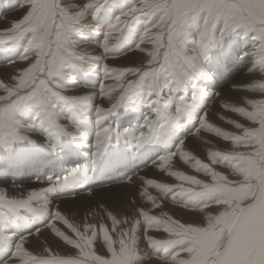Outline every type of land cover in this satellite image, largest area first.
Returning a JSON list of instances; mask_svg holds the SVG:
<instances>
[{
	"label": "snow or ice",
	"instance_id": "1",
	"mask_svg": "<svg viewBox=\"0 0 264 264\" xmlns=\"http://www.w3.org/2000/svg\"><path fill=\"white\" fill-rule=\"evenodd\" d=\"M26 4L29 8L26 15L14 22L8 33H0V36L9 35L14 44L26 41L22 61L30 58V50L35 52L34 62L13 77L15 86L0 83V93H3L0 95V149L5 152H12L17 145H32L28 134L37 129L49 141L47 147L52 151L57 150L59 141L65 137L84 139L83 133H71L61 127L60 121L65 117L56 108V102L69 107L71 123L77 119L88 120L82 109L99 98L109 101L110 107L96 108L95 123L100 130L96 133L94 145H87L95 149L92 158L94 171L111 141V129L102 126V122L121 109L128 110L135 104L134 97L144 93L148 102L143 106L154 108V117L167 120L161 130H167L168 138L179 145L176 154L184 160L186 133L183 130L187 124L182 118L189 123L196 118L199 128L194 135H198L200 129L215 131L206 123L207 112L201 107L202 98L208 96L202 83L213 78L207 68L212 53L226 49L231 36L250 35L259 44L252 53L253 56L259 54L254 63L264 71V0H87L78 8L62 6L61 0H26ZM91 8L95 11L88 20ZM114 11L120 14L105 32L94 27L102 12ZM141 17L146 20L142 24L143 30L139 31L137 26L141 24ZM83 29L102 35V42L98 45L102 49L101 56L85 57L74 51L80 42H86L81 35ZM125 45L131 46L132 52L147 57L143 69L117 71L104 63L105 60L118 59ZM145 45H150L151 50L146 51ZM69 69L88 74L103 72V83L99 84L96 97L62 94L68 90L65 82L75 84V77L68 74ZM257 87L264 91V84ZM189 91L192 100L186 102ZM141 106L135 104L132 110ZM252 108V112L231 109L258 125L255 130L244 129L243 136L231 139L234 147L251 148L252 151L224 156L209 153L213 164L218 160L222 166L223 162H228L233 175L240 178L237 182L233 183L200 161H196L197 170L202 169L205 175H210L211 184L176 174L178 180L198 190L181 188L172 200L177 202V196L186 198L178 203L189 211L205 213L206 226H186L171 217L161 219L143 211L139 213L145 233L163 232L168 237L162 240L146 234L144 237L152 254L163 256V264H264V101L253 104ZM29 114L34 116L30 123L27 122ZM152 124L151 118L143 121V127ZM236 127L240 128V125ZM123 137L135 147L142 146L141 142H150L142 131L139 134L124 133ZM172 158L168 154L160 162ZM72 176L73 183L78 185L83 183L86 173L74 171ZM49 183L53 189L68 187L67 181L63 185L55 180ZM147 183L165 194L173 191L151 181ZM41 195L30 192L27 199L15 200L7 199L0 192V253L11 251L12 260L17 264H88L89 261L91 264H142L147 259V256L137 254L135 234L141 227L139 221L130 230L117 231L119 222L109 215L112 231L119 238L114 241L109 230L100 226L99 232L110 257L102 258L92 250L97 239L96 228L85 226L83 232L73 228L59 211L49 213V201L41 202ZM33 203L39 207H33ZM155 207L159 208L160 204ZM214 207L218 214L208 215L206 209ZM21 209L30 215L25 218ZM44 217H47V227L65 245L77 250L78 260L60 259L47 248L44 251L49 258H39L25 250L27 237L17 242V238L5 235L6 226L14 221L27 224L33 218ZM57 221L63 223L75 239L59 231L54 226ZM34 234L39 236L40 233ZM114 243H118V251Z\"/></svg>",
	"mask_w": 264,
	"mask_h": 264
},
{
	"label": "rangeland",
	"instance_id": "2",
	"mask_svg": "<svg viewBox=\"0 0 264 264\" xmlns=\"http://www.w3.org/2000/svg\"><path fill=\"white\" fill-rule=\"evenodd\" d=\"M86 2L87 0H61L62 6L77 8ZM28 10L26 0H0V33H8L11 25L21 20ZM94 11V8L88 10V20L91 19ZM119 14V11L102 12L97 17L94 27L101 33L105 32L114 22L115 16ZM145 20L146 18L141 17V24L137 26L139 31L143 30L142 24ZM81 35L86 42H80L74 51L85 57L101 56L102 49L98 45L102 42V35H96L89 29H83ZM27 38H30V35ZM0 41H7L0 42V69L8 68L12 71L9 74L0 75V83L15 86L13 77L34 62L35 52L30 50L28 53L30 58L22 61L21 57L25 56L23 48L26 46V41L14 44L9 35L0 36ZM143 47L146 51L151 50L150 45ZM189 47L193 46L189 45ZM258 47V42L250 35L248 37L235 35L228 38L226 49L212 53L207 68L213 78L211 81L202 83L208 96L202 98L201 107L204 112H207L206 123L215 131L200 129L199 135H194L196 129L199 128L196 118L191 123L182 118V122L187 124L183 130L186 133L183 146L184 160L176 154V148L179 145L168 138L167 130H161V125H166L167 120L163 117H154L152 113L155 109L143 106L148 102V98L146 94L141 93L134 97L135 104L142 105L138 110H132L135 107L133 104L128 110L121 109L102 122V126L111 129V141L105 147L104 154L93 171L92 158L95 149L87 145H94L96 133L100 130V126L95 123L96 108L107 109L110 107L109 101L94 99L90 102L91 106H85L82 109L88 120L77 119L71 123L69 122L71 116L69 107L57 101L56 108L65 117L60 121L61 127L71 133H77V131L83 133L84 139L79 136L75 140L65 137L59 141L57 150L52 151L47 147L49 141L37 129L28 134V138L33 141L32 145L14 146L12 152L0 149V192H3L7 199L15 200L27 199L30 192L42 193L41 202L49 201V213L59 211L68 224L81 232L85 226L95 227L97 239L93 242L92 250L93 254L100 255L102 258L110 257L103 244L102 234L99 232L100 226L103 225L109 230V235L114 241L119 238L117 233L112 231L113 226L109 215L118 220L117 231L130 230L132 225L139 221L141 227L135 234L138 241L137 254L147 256L142 264H163V256L153 255L144 237L145 234L158 240L168 237L163 232L145 233L144 221L139 213L143 211L161 219L171 217L186 226H206L205 213L189 211L178 203L186 198L177 196V202L172 200V196L176 195L181 188L191 191L198 190L178 180L176 174L187 175L202 183L211 184L210 175H205L202 169L197 170L196 161H200L201 164H207L213 171L224 175L233 183L240 179L233 175L228 162H223V166L219 160L213 164L209 160V153L224 156L234 152L252 151L251 148L234 147L231 139L243 136L244 129L255 130L258 125L231 109L252 112L254 111L253 104L264 101V91L257 87L259 84H264V71L254 63L259 58V54L252 55L254 49ZM124 51H127V54ZM104 63L117 71L127 68L143 69L147 64V57L143 53L132 52L131 46L125 45L118 59L105 60ZM68 74L75 77V84L65 82L68 90L64 91L63 95L96 97L98 86L103 83L102 71L88 74L78 69H69ZM185 100L191 102V91L186 95ZM149 118L153 120L152 126L143 127V121ZM33 121L34 116L29 114L27 122ZM237 124L240 128L236 127ZM141 131L150 139V142H141L140 147H135L123 137L124 133L139 134ZM197 136L199 140L195 142L194 138L197 139ZM168 154L173 156L172 160L161 163L163 156ZM36 162L39 164L36 165ZM161 168L165 170L161 171ZM74 171L86 173L83 183L78 185L73 183ZM50 180H55L61 185L67 181L68 187L53 189L52 184L49 183ZM148 181L171 188L173 191L165 194L149 185ZM113 187L116 189L108 190ZM127 188H129L128 191H125ZM157 203L160 204L159 208L155 207ZM32 206L39 207L35 203ZM206 213L217 215L218 210L214 207L206 209ZM21 215L27 218L30 214L21 209ZM46 219L47 217L33 218L27 224L14 221L6 226L5 235L13 236L17 240L26 237L37 228L47 225ZM39 223L41 225L38 226ZM54 226L69 238L75 239L63 223L57 221ZM51 237L55 247L62 250L63 254L52 252L51 248L46 246L41 248L39 255L32 252L30 254L39 258H49L44 251L47 248L53 256L60 259H79L76 249L65 245L54 233ZM114 248L118 251V243H114ZM11 259V251L0 253V264H9ZM88 264H91V261Z\"/></svg>",
	"mask_w": 264,
	"mask_h": 264
},
{
	"label": "bare ground",
	"instance_id": "3",
	"mask_svg": "<svg viewBox=\"0 0 264 264\" xmlns=\"http://www.w3.org/2000/svg\"><path fill=\"white\" fill-rule=\"evenodd\" d=\"M11 68V67H10ZM9 72H12L11 69L8 68H1L0 69V75L2 74H6ZM79 92V91H78ZM76 95V94H75ZM233 95V94H231ZM224 96V95H223ZM199 135V134H198ZM197 140H199V136H197V139L194 138V141L196 142ZM189 143V142H188ZM195 144V143H194ZM197 145V144H196ZM188 146V145H187ZM39 157V156H38ZM180 157V156H179ZM39 164L36 162V165ZM41 164V163H40ZM43 166V165H42ZM25 167V166H24ZM32 167V166H31ZM38 167V166H37ZM103 168V167H102ZM117 168V167H116ZM48 169V168H47ZM70 169V168H69ZM101 169V168H100ZM53 172V171H51ZM59 173V172H58ZM53 174V173H52ZM102 177V176H100ZM105 180V179H104ZM128 186V185H127ZM124 187V186H123ZM122 187V188H123ZM116 189V187L108 189V190H114ZM118 189V188H117ZM121 189V188H120ZM129 188H127L125 191H128ZM143 199V198H142ZM147 199V198H146ZM73 202V201H71ZM146 205V204H145ZM151 205V204H150ZM153 205V204H152ZM147 208V207H146ZM195 214V213H194ZM38 223V222H37ZM44 223V222H42ZM41 225L40 223L38 224V226ZM31 226V225H30ZM28 228V227H27ZM35 232H39V236H36L34 233ZM28 233V232H27ZM52 231L50 228L47 227V225H43V227L37 228L34 232L32 231L31 233H29L26 237V243H25V250L32 252L33 254L39 255V253L41 252V248H44L43 246H46L47 248H51L50 250L52 252H55L57 254H63L62 250H60L59 248L55 247V244L52 242ZM19 234V233H18ZM18 237V236H17ZM24 238V237H22ZM20 238V239H22ZM19 241V239L17 240V242ZM53 248V249H52ZM9 264H17L16 261H13L11 259L10 262H8Z\"/></svg>",
	"mask_w": 264,
	"mask_h": 264
}]
</instances>
